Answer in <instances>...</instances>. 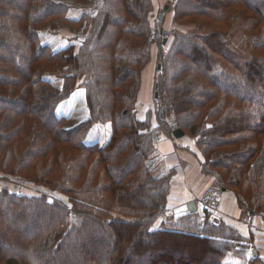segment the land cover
<instances>
[{
  "label": "trees",
  "instance_id": "16d2710c",
  "mask_svg": "<svg viewBox=\"0 0 264 264\" xmlns=\"http://www.w3.org/2000/svg\"><path fill=\"white\" fill-rule=\"evenodd\" d=\"M65 1L0 0V175L61 198L0 189V264H241L224 217L159 221L175 170L136 109L161 33L152 1L76 0L73 19ZM53 18L81 29L55 50L38 32ZM168 23L158 120L192 140L208 187L264 221V0H174ZM77 91L85 116L67 128Z\"/></svg>",
  "mask_w": 264,
  "mask_h": 264
},
{
  "label": "crops",
  "instance_id": "0c3cea01",
  "mask_svg": "<svg viewBox=\"0 0 264 264\" xmlns=\"http://www.w3.org/2000/svg\"><path fill=\"white\" fill-rule=\"evenodd\" d=\"M56 2L62 0H53ZM155 13H159V10L165 6L169 7L170 19L172 4L174 0H151ZM75 29L69 30V27L58 29L55 31L54 37L61 41L75 40L80 32V27L71 23H66ZM74 37V38H71ZM153 51V48H152ZM153 54L149 65L145 68L141 78V89L139 92L136 109L139 118H144L147 113H151L153 127L165 131L162 124L158 120L156 115V104L154 97V81L153 71L156 66L152 63ZM75 102V103H74ZM69 113V119L65 122V127L70 128L76 125L82 117L85 116V102L83 95L74 99L73 103L66 107ZM168 124V123H167ZM184 142L191 144V141L185 137ZM161 156L162 162L175 170V175L171 179L170 192L168 195V203L172 206L187 205L194 197L200 196V194L213 183V180L201 173L200 157L196 155L195 151L185 152L175 151L170 140L164 139L160 145L156 148ZM220 210L226 220V225L235 229L243 238L245 243H250L257 251L256 254L261 255V250L264 247V221L260 216L246 217L242 215L238 209L235 199L230 192H225ZM260 251V252H259Z\"/></svg>",
  "mask_w": 264,
  "mask_h": 264
},
{
  "label": "built area",
  "instance_id": "2783aa9c",
  "mask_svg": "<svg viewBox=\"0 0 264 264\" xmlns=\"http://www.w3.org/2000/svg\"><path fill=\"white\" fill-rule=\"evenodd\" d=\"M79 34V33H78ZM170 34L167 31H161L159 35H152L151 40L154 43L161 41H167L170 39ZM159 67V65H157ZM156 74H161L159 68L156 69ZM177 125L175 118H172L169 124L170 133H166L163 130L151 129L149 132L151 145L157 147L164 139L170 140L175 151L190 152L191 146L183 142L182 139H177L172 135L174 126ZM222 199V191L218 188L208 187L198 197H194L192 202L195 205V213L198 216L199 228L203 229L206 222L215 223L219 220V216H222V212L219 208V204ZM187 207L182 208L170 207L166 209L159 217V221L163 224L175 223L179 216L187 214ZM234 249L243 253H246V258L241 264H252L255 258V248L250 243H236Z\"/></svg>",
  "mask_w": 264,
  "mask_h": 264
},
{
  "label": "rangeland",
  "instance_id": "374dc122",
  "mask_svg": "<svg viewBox=\"0 0 264 264\" xmlns=\"http://www.w3.org/2000/svg\"><path fill=\"white\" fill-rule=\"evenodd\" d=\"M65 2L67 3V6L69 7V17L71 19L76 18L78 16V11L83 10V8H84L82 5H79V3L76 2V0H66ZM93 3H94V0L92 2H90V4H93ZM162 10L163 9L159 10V12H161ZM169 14H170L169 10L167 12L163 11V20H162V23L160 25L161 26L160 31H169L170 32V30L172 29L170 27V24L168 23V20H169L168 15ZM155 15H156L155 20H156L158 13H155ZM64 27H69L68 28L69 30L75 29L74 27L66 24V22L62 21L61 19L53 18V19H50V20L44 22L43 24H41L38 27V29H39L38 32L41 36V40L43 42H45L47 45H49V47H51L52 49L55 50L56 47H58V45H60V44H58L59 40H57L54 37L55 31L58 29H63ZM181 30L183 31V29H181ZM71 38H74V37H71ZM152 48H153L152 63H153V66L155 67L156 65H159L161 63L160 53L165 54L167 52L168 47L167 46L164 47V46H162V44H160V42H158L157 44L153 43ZM156 69H157V66L153 71L154 85H155L156 78L159 77L156 74ZM81 95H82L81 91L75 92L71 96V98L69 99V101L67 102L66 105L71 106L74 99L81 96ZM160 123H162V122H160ZM94 130L96 131L97 129L94 128L93 131ZM97 133H100V131H98ZM105 134H106V129L104 128L102 135L104 136ZM189 140L191 141V144H190L191 148L193 149V151H195L194 145L192 144V140L191 139H189ZM86 142L88 144H91V143H89L88 138H87ZM100 142H102V138L100 139ZM0 189H6L10 192L16 191V194H19V195L25 194L28 196H39L40 193L41 194L43 193V194H46L49 198L52 197V198H58L61 200V198L59 196H56V194H51L49 191H47L46 188L36 186V185L28 183V182L27 183L21 182L18 177H7V176H3V175L1 176L0 175ZM151 250H153V249H151ZM174 258H175V260H177V257H174ZM259 259H260V261L264 262V247L261 250V255H260Z\"/></svg>",
  "mask_w": 264,
  "mask_h": 264
},
{
  "label": "water",
  "instance_id": "95a60500",
  "mask_svg": "<svg viewBox=\"0 0 264 264\" xmlns=\"http://www.w3.org/2000/svg\"><path fill=\"white\" fill-rule=\"evenodd\" d=\"M169 10V7L168 6H165L164 8H163V10L161 11V12H159L158 13V15H157V21L158 22H161L162 20H163V11L164 12H167ZM163 43V45H165L166 44V41H163L162 42ZM174 131H173V136L175 137V138H177V139H181V138H183L185 135H184V133H183V131L176 125V126H174ZM188 210H189V213L190 214H193V213H195V208H194V204L193 203H190L189 205H188Z\"/></svg>",
  "mask_w": 264,
  "mask_h": 264
}]
</instances>
